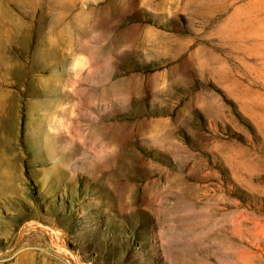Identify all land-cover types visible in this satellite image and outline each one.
<instances>
[{
    "label": "rangeland",
    "instance_id": "obj_1",
    "mask_svg": "<svg viewBox=\"0 0 264 264\" xmlns=\"http://www.w3.org/2000/svg\"><path fill=\"white\" fill-rule=\"evenodd\" d=\"M0 264H264V0H0Z\"/></svg>",
    "mask_w": 264,
    "mask_h": 264
},
{
    "label": "bare ground",
    "instance_id": "obj_2",
    "mask_svg": "<svg viewBox=\"0 0 264 264\" xmlns=\"http://www.w3.org/2000/svg\"><path fill=\"white\" fill-rule=\"evenodd\" d=\"M58 237H59V236H58ZM58 239H59V238H58ZM58 239H57V240H58ZM60 244H61V243H60ZM63 245H64V244H63ZM66 245H67V244H66ZM66 249H67V248H66ZM59 250H60V249H59ZM67 250H68V249H67Z\"/></svg>",
    "mask_w": 264,
    "mask_h": 264
}]
</instances>
